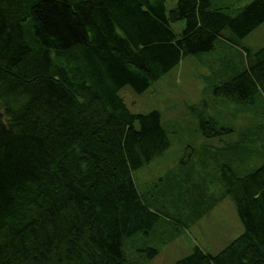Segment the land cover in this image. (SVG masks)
<instances>
[{
    "label": "trees",
    "instance_id": "16d2710c",
    "mask_svg": "<svg viewBox=\"0 0 264 264\" xmlns=\"http://www.w3.org/2000/svg\"><path fill=\"white\" fill-rule=\"evenodd\" d=\"M263 22L264 0H176L169 9L166 0H0V264H144L175 239L157 243L164 226L183 229L184 216L195 221L222 198L241 234L216 254L194 245L171 264H264L260 128L210 157L217 198L206 182L214 174L193 182L197 152L179 170L186 187L166 177L140 194L134 173L167 152L171 133L159 110L133 113L119 94L145 92L220 42L245 62L203 79L211 99L202 107L253 106L264 92V45L253 51L242 40ZM195 105L187 109L204 138L231 134ZM135 237L141 243L129 244Z\"/></svg>",
    "mask_w": 264,
    "mask_h": 264
},
{
    "label": "rangeland",
    "instance_id": "374dc122",
    "mask_svg": "<svg viewBox=\"0 0 264 264\" xmlns=\"http://www.w3.org/2000/svg\"><path fill=\"white\" fill-rule=\"evenodd\" d=\"M175 1L166 0V9L173 7ZM215 1L221 6L234 3L241 6L251 0ZM182 26V22H176L172 24V29L178 33ZM217 43L214 51L199 56L202 59L193 56L182 59L176 67L145 92L136 94L129 87H125L119 92L128 109L133 113L159 110L162 122L166 123V128L171 133V146L167 152L154 160L151 165L134 173V178L137 180V190L140 194L146 190L157 189L158 181H164L166 177L167 179L170 178V185L180 184V187H186L182 180L184 174H180L179 170L182 164L186 165L191 157L190 154L193 152L198 153L200 160L201 158L204 159L202 160L203 164L195 163L193 167L197 174L191 171V176L195 178L193 182L199 176L205 175L207 177L214 174V178L210 180L208 177L206 182L211 187L212 185L215 186L214 183L209 182L216 178L213 162H218V160H212L210 157L215 155L217 149L226 146L225 144L241 141L243 138L241 136H245L256 126L260 128L257 129L258 133L261 134L262 131L261 137L258 138V144L261 145L262 149L264 148V92L257 96L253 106L245 108H236L222 100L214 101L211 106L204 105L202 107L205 101L209 103L211 99V95L209 94L208 97V94L203 90L206 88L203 79L219 81L223 76L231 74L233 70L241 68L245 62L240 49L236 47L227 48L220 42ZM242 45L253 51L264 45V22L242 40ZM193 104H196L195 106L203 111L202 114L206 118L214 119L220 126L229 129L231 134L223 139L217 137L204 138L197 128L196 116L187 109ZM194 159L196 160V158ZM258 162L260 160L251 163L250 166H254ZM186 170L184 169L183 172L186 173ZM217 190L215 186L210 191L215 192L216 198ZM183 218H186L185 228H171L169 225V227L164 226L161 229L162 232L160 233H164V236H159L157 243L161 239H167V235H175L176 237L173 241L162 245L159 253L153 259L145 260L144 264H171L176 259L187 255L194 245L199 246L206 253L216 254L242 232V226L229 198L216 200L215 204L195 221L189 216ZM140 243L141 238L139 237H135L129 242L134 246ZM125 250L129 257L138 259L140 256L141 258V255L135 251V247L132 248L131 245Z\"/></svg>",
    "mask_w": 264,
    "mask_h": 264
}]
</instances>
